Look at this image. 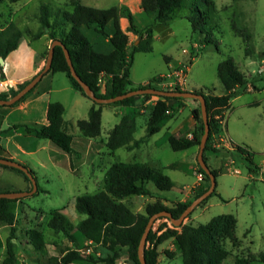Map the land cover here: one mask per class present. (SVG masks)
Segmentation results:
<instances>
[{
	"label": "rangeland",
	"instance_id": "1",
	"mask_svg": "<svg viewBox=\"0 0 264 264\" xmlns=\"http://www.w3.org/2000/svg\"><path fill=\"white\" fill-rule=\"evenodd\" d=\"M72 1L0 0V28L5 27L9 22H14L22 30L31 32L26 31L18 48L9 54L10 57L7 59L9 75L26 71L31 66L29 61H22L25 54H35L44 47L43 52L49 51L52 40L45 46L47 40L45 36L32 38V34L39 31L41 27L39 22L41 4H48L51 10L56 12L59 8L71 9ZM79 1L98 8L127 5L134 14L135 24L140 27L152 20L140 9V0ZM213 1L216 10L202 31L200 29L194 31L186 16L197 15L198 10L194 8V5H199L200 9H203L204 0H190L191 7L181 10L179 15L168 24L157 26L154 29L153 50L138 51L134 54L130 78L134 85L151 80L155 76H160L159 80H161V75L168 74L185 64L188 67L186 88L221 95L225 93V87L218 76V66L221 61L231 57L246 75L250 84L247 85V89L232 98L225 114L213 113L215 120L221 118L223 134L227 138L226 140L223 136L214 133L211 149L205 152L208 165L221 170L216 177V192L206 201L198 204L184 219V224L198 225L209 222L217 215H235L236 235L241 241L238 246H234L229 240L226 241L225 246L229 250V255L223 264H236L237 257L258 255L264 251V172L260 169L257 173H250L246 163L232 153L234 144L251 147L255 152L254 161L264 170V70L258 71V61L264 59V0ZM123 21L127 26L125 17ZM234 24L249 30L252 36L249 43L235 33ZM83 32L98 51H111L110 41L93 28L84 27ZM128 34L129 46L134 43L133 40H137L136 43H138V37L134 33L128 32ZM210 39L212 41H209ZM16 58L22 61L18 66L14 62L11 64ZM56 76L53 84L54 91L50 95L52 101H60L65 107L63 116L68 122L69 132L74 137L72 143L74 151L69 153L70 160L67 162L64 157L66 152L49 139H41L42 143L38 146H45L44 148H40L34 154H20L21 156L17 158L20 160L16 159L19 162H25L35 173L39 190L36 194L16 198L14 203L17 215L14 240L17 251L15 264H50V256H61L73 248H79L86 255L91 254L96 258L105 257L111 252L107 246L92 243L79 233L77 223L84 215L76 211L75 200L78 195L95 193L102 189L105 172L114 162H146L169 175L174 182V187L166 191L159 190L152 182L148 183L152 191L151 195L134 196L128 200L137 211H144L147 203L155 201L172 206L180 201L197 181L193 168L197 165L195 152L198 151L199 145L185 151H176L168 141L169 136L175 134L174 132L180 130L184 135L192 127L190 120L193 110L190 106H184L180 111L165 118L160 131L140 148L128 150L123 147L116 153L109 154L110 151L105 143L109 131L120 122L121 114L131 112L133 107L104 105L101 135L95 139L96 143L89 144L87 138L81 136L77 122L88 117L92 100L74 89L65 73L57 72ZM58 78L64 80L69 90H57L65 85ZM47 80L46 78L43 82ZM157 98V95H152L140 105L141 113H138L136 117L135 138L139 139L146 135L147 119ZM195 101L197 107L201 108L199 100L195 99ZM7 127L8 123L5 122L3 128ZM101 139L104 143L99 149L101 153L98 154L94 145L100 147ZM49 144L60 150L61 155L50 152ZM51 153L56 160L50 159ZM209 184V181L202 179L190 190L187 199H193L200 187ZM3 189L31 190L32 183L29 182L26 188L21 173L9 167H3L0 174V190ZM54 209H59L72 224L70 231L75 237L74 240L48 227L50 212ZM162 224H169L172 227L174 225L168 217H159L154 221L152 231L156 232ZM33 229L44 234L47 248L45 253L35 248L31 240ZM9 233L10 228L0 224V264H3L6 257V239ZM157 253L158 264H183L181 252L174 238L166 239L158 244ZM120 254L116 264H136L129 258L126 247H121ZM252 264L264 263L254 261Z\"/></svg>",
	"mask_w": 264,
	"mask_h": 264
},
{
	"label": "trees",
	"instance_id": "2",
	"mask_svg": "<svg viewBox=\"0 0 264 264\" xmlns=\"http://www.w3.org/2000/svg\"><path fill=\"white\" fill-rule=\"evenodd\" d=\"M13 2L18 0H11ZM190 0H140V9L152 17L149 23L143 26L135 24L134 14L127 5L112 6L109 8H98L86 5L79 0H73L71 9H58L53 12L48 4L40 6V29L32 34L36 39L47 34L50 40L59 39L68 48L74 67L83 79L96 93L98 97L110 98L121 95L137 88L155 87L159 77L155 76L146 84L134 85L131 78V65L134 54L138 51H152L154 40V29L160 25L168 24L177 17L181 10L191 7ZM198 14L187 15L193 30H203L209 23L216 10L213 0H204V8L194 5ZM121 17L128 21L126 29H122ZM93 28L98 34L107 38L112 46L111 51H98L93 42L85 35L83 28ZM236 34L243 37L249 43L251 34L246 27L233 25ZM31 33L30 30H26ZM26 31L18 27L14 22H9L5 27L0 28V58L4 59L20 44ZM134 33L138 37V43L129 46V34ZM212 36V33H210ZM209 36V37H210ZM208 41V40H207ZM209 41H212L211 39ZM48 51L43 52L42 57L46 58ZM1 74H3L2 67ZM63 72L67 76L74 89L83 96L91 99L84 91L82 85L71 75L70 67L61 45H56L54 49L51 69L48 72ZM102 75V76H101ZM218 76L225 87V93L221 95L207 94L204 91H197L204 94L209 115L210 133L207 140L206 150L211 149L212 135L222 134L223 126L221 118L215 120L213 113L221 114L230 106L232 98L241 91L247 89L248 81L246 75L238 68L234 60L229 57L219 63ZM102 77L104 84L101 85ZM29 80L18 84L17 88L9 87L0 91V98L7 99L15 95L23 88ZM36 87V86H35ZM26 93L19 101L10 105L15 106L23 101L34 89ZM177 90H183L177 87ZM153 94H139L124 98L111 103H99L92 100V105L86 119H80L77 126L81 136L88 139H96L101 135L102 108L104 105L114 104L121 106H131L133 110L121 115L120 122L116 124L108 133L106 146L108 150L115 153L119 148L133 150L147 141V138L161 129V124L165 118L173 115L183 105V97L158 96L151 113L147 119L146 136L139 139L134 134L137 129L136 117L141 113L140 105L151 98ZM177 101L176 108L171 105L172 101ZM1 106V105H0ZM201 107V106H200ZM64 105L59 101H52L48 104L46 125L38 123L14 124L4 130L21 131L26 135H33L40 139H49L60 149L67 153L74 151L73 135L68 130V122L64 119ZM169 111V112H168ZM193 116L196 120V128L193 137L187 135L171 134L168 141L171 147L176 150H185L192 146L199 145L204 132V122L201 108L193 109ZM204 152V157H207ZM232 153L246 163L250 172L257 173L259 166L254 161L255 152L247 145L234 144ZM2 167H9L21 173L30 183L31 180L22 170L0 164ZM203 179L209 181V175L198 163ZM212 173L217 177L221 170L212 168ZM257 169V170H256ZM32 171V170H31ZM35 175V173L32 171ZM36 177V176H35ZM37 179V178H36ZM154 183L159 190H171L174 182L171 177L163 173L146 162L140 161H117L111 164L104 176L103 187L95 193L78 195L75 200L76 211L84 215L77 223V230L84 239L95 244L107 246L111 252L105 257L96 258L93 255H86L79 248L67 250L61 256H50V264H116L120 258L121 247H126L129 258L136 264H141L138 255V248L144 230L154 214L161 211H170L175 219H178L184 210L194 199L206 192L210 187L202 186L195 193L193 199L177 201L174 205L168 206L161 201L149 202L144 211H137L128 202L134 196H149L152 191L148 183ZM39 187L37 189V192ZM9 189L0 192H9ZM35 192V194L37 193ZM216 192V189L213 193ZM212 193V194H213ZM210 194L202 202L206 201ZM17 199L0 197V224L10 228V233L6 239V257L3 264H15L17 261V251L15 246L17 215L14 210V203ZM170 219V218H169ZM49 228L56 233H60L75 239L70 229L72 224L61 213L59 209L50 212L47 222ZM237 219L233 214H221L213 217L207 223L194 225L185 223L180 226L162 224L156 232L150 230L144 256L147 264H158L157 246L164 240L174 238L178 249L181 252L183 264H223L229 255V250L225 246L227 240L234 246L240 244V238L236 235ZM31 240L37 250L46 252L44 234L33 229ZM254 261L264 263V251L258 255L240 256L236 259V264H252Z\"/></svg>",
	"mask_w": 264,
	"mask_h": 264
},
{
	"label": "crops",
	"instance_id": "3",
	"mask_svg": "<svg viewBox=\"0 0 264 264\" xmlns=\"http://www.w3.org/2000/svg\"><path fill=\"white\" fill-rule=\"evenodd\" d=\"M149 17H151V16H149ZM120 24H121L122 29L125 30L127 26L124 25L123 17L120 19ZM127 25H128V21H127ZM42 36H45L46 39H47L46 43H45V46H46L47 43L50 44V39L48 38L47 34H44ZM133 41L135 43L137 42V40H133ZM44 48L39 49L35 54H30V55H26L25 54L22 61L23 62H25V61L28 62L29 61L31 66L26 71H23V72L18 73V74H15V73L12 74V75L8 74V72H9L8 67L9 66H8V63H7V59L10 57L9 55L4 59V63L3 64L0 62L1 65H2L0 67H2V71H3V74H1V71H0V91L7 90L9 87L17 88L19 83H21L23 81H26V80H30L37 73H39L44 68L45 63H46V58H43L41 56V53L44 51ZM32 55H33V58H32ZM20 58L14 59V61H12L11 64L14 62L17 66L20 65L22 63ZM261 62L263 64H261ZM258 64H259L258 71H263L264 70V59H261V61H258ZM9 65H10V63H9ZM56 73L57 72L54 73V72H51V71L45 73L42 76L41 80L36 85L35 89L23 101H21L17 105H15V106H3V105H1L0 106V157L11 158V159L16 160L18 158V156H21L20 154H25V155L26 154L27 155L28 154H34L40 148H44L45 147V146H42V145L40 147L38 146V144H41L42 142H41V139L36 137V136L26 135L23 132L16 131V130L8 131V132H5L4 130H6L7 128L11 127L14 124L38 123V124L46 125V124L49 123V120L47 118V110H48V104L50 102H52L50 93L52 91H54L53 84H54L55 78L57 77ZM46 78L48 80L46 82H43L44 79H46ZM58 79H59V81L62 84H65V85L60 87V88H58L57 90L58 91H62V90L67 91V90H69V86L64 82V80L62 78H58ZM148 81L141 82V84H146ZM165 83H167V82H165ZM157 85L160 88H164L165 87L164 86V82L160 81V80L157 82ZM248 85H250V84L248 83ZM183 88H184V90H190V91L197 92V90H195V89L186 88V84L184 85ZM188 99L189 98H184L183 105L178 109V111H180L181 108L184 107V106H190L192 110L197 107V104H196V101H195L194 98H191L192 100H188ZM177 104H178V102L175 101V100L171 102V105H173L174 108H176ZM124 107H131V106H124ZM225 112H226V110L222 111L223 114H225ZM124 113H127V112H124ZM124 113H122V114H124ZM5 122L8 123V127L7 128H3V124ZM221 122H222V120H221ZM190 123L192 124V127L184 135H187L189 137H193V132H194V130L196 128V120L194 119L193 114H192V118L190 120ZM174 133L176 135H183V132L180 131V130L178 132H174ZM155 134H153V135H155ZM153 135L149 136L147 138V141H149V138H151ZM220 135L223 136L227 140V138L224 136L223 132ZM147 141H145L144 143H146ZM87 142L89 144L94 143V142L96 143L95 139H88V138H87ZM103 143L104 142L101 139L100 147L94 145V147L97 149L98 154L100 152L99 149H101L102 146H103ZM144 143H142L141 146ZM49 145H50L49 146L50 152H53V153L55 152L57 155H61V151L60 150H58L57 148H54V146H52L51 144H49ZM140 147H138V148H140ZM185 150H187V149H185ZM185 150H183V151H185ZM116 151H115V153H116ZM198 152H199V148H198V151L195 152V159L197 160V165H194V168H193L194 169V173L196 175L197 181L189 190H187L185 196L183 198H181L180 201L188 200L187 197L189 196L190 190L192 188H194L195 185L199 184L200 181H202V179H203V178L202 179L200 178L201 172H200V169L198 167ZM109 154H113V153L109 152ZM64 157L66 158V161L69 162V160H70L69 153L66 152V155H64ZM50 159L54 161V159L56 160V157H54L52 155V153H51L50 154ZM17 160H20V159H17ZM20 162H22L24 165H26L25 162H23V161H20ZM2 169H3V167L0 166V174L2 173ZM261 170H262V168H261ZM250 173H254V172H250ZM23 179H24V182H25V187L27 188L29 182L24 176H23ZM25 191H27V190H25ZM139 197H142V196H139Z\"/></svg>",
	"mask_w": 264,
	"mask_h": 264
},
{
	"label": "water",
	"instance_id": "4",
	"mask_svg": "<svg viewBox=\"0 0 264 264\" xmlns=\"http://www.w3.org/2000/svg\"><path fill=\"white\" fill-rule=\"evenodd\" d=\"M56 45H61L63 47L66 60L68 62V65L70 67L71 75L82 85L84 88L85 93L87 96H89L92 100L99 102V103H111L115 101L122 100L124 98L133 96V95H139V94H153L157 96H171V97H183V98H194L196 100H199L200 106H201V114L204 122V132L200 140L199 144V152H198V163L202 167V169L209 175L211 179V184L210 187L206 192L201 194L199 197L193 200V202L184 210V212L181 214V216L178 219H175L170 211H161L157 214H154L151 216L144 233L142 235V238L140 240L139 248H138V255H139V260L141 264H147L144 252H145V245L147 241L148 234L152 228V225L154 221L159 218V217H168L170 220L174 223L176 226H180L184 224V219L188 216V214L191 213V211L198 205L200 204L204 199H206L210 194L214 192L216 189V176L212 173L205 157H204V152L207 144V140L209 137L210 133V124H209V117H208V109H207V104H206V99L204 94L195 92V91H190V90H169V89H163V88H155V87H148V88H137L134 90H130L126 93H123L118 96L110 97V98H102L98 97L94 90L86 84L83 79L79 76L77 73L70 52L68 48L63 44V42L59 39L52 40L50 44V48L48 51V55L46 58V63L44 68L37 73L33 78L29 80V82L21 88L15 95L7 98V99H1L0 98V105L3 106H10L17 101H19L26 93H28L31 89H33L38 82L41 80L42 76L47 73L52 66V61H53V55H54V49ZM0 62L3 64L4 63V58H0ZM0 164L7 165L10 167H15L27 174V176L30 178L32 182V189L27 190V191H9V192H0V197H5V198H11V199H16V198H21L24 196L28 195H33L37 189H38V183L35 175L32 173V171L23 163L11 159V158H5V157H0Z\"/></svg>",
	"mask_w": 264,
	"mask_h": 264
},
{
	"label": "built area",
	"instance_id": "5",
	"mask_svg": "<svg viewBox=\"0 0 264 264\" xmlns=\"http://www.w3.org/2000/svg\"><path fill=\"white\" fill-rule=\"evenodd\" d=\"M186 52V50H185ZM1 66V63H0ZM187 65L182 64L180 67L175 68L172 72L161 75V80L164 82L165 88H169V90H177V87L183 89L184 85L186 84V72H187ZM102 76V75H101ZM100 83L101 85L104 84L102 77L100 78ZM167 82V83H165ZM169 112V111H168ZM237 172L239 171L238 169L236 170ZM264 172V170H261V172ZM264 174V173H263ZM200 178H203L202 173L200 174ZM169 225V224H168ZM172 227L171 225H169Z\"/></svg>",
	"mask_w": 264,
	"mask_h": 264
}]
</instances>
